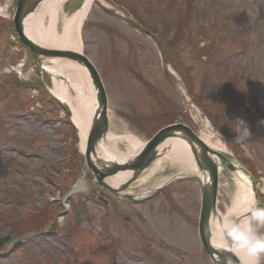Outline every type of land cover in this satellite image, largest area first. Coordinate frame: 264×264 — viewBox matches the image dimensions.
Segmentation results:
<instances>
[{"label":"rangeland","instance_id":"rangeland-1","mask_svg":"<svg viewBox=\"0 0 264 264\" xmlns=\"http://www.w3.org/2000/svg\"><path fill=\"white\" fill-rule=\"evenodd\" d=\"M81 1L63 3L57 34ZM0 5L7 10L0 13V236H26L33 259L11 251L0 264H212L197 236L195 184L177 183L139 205L96 186L79 146L70 142L72 129L61 123L68 116L49 92L52 76L38 72L11 34L14 3ZM263 9L264 0H94L79 35L105 88L108 134L144 143L170 122L186 124L250 172L259 213H264ZM47 21L44 15V28ZM68 89L75 97L71 84ZM243 127L249 136L241 140ZM102 147L129 150L126 141L106 137ZM178 164L184 165L179 158L160 161L151 178L140 177L131 192L152 187L159 176L172 177L182 168ZM50 180L57 183L50 186ZM238 182L221 173L220 215L232 206ZM56 186L62 193L53 192ZM51 199L61 209L54 220ZM24 203L22 219L41 215V223L16 222ZM253 223L264 233V216Z\"/></svg>","mask_w":264,"mask_h":264},{"label":"bare ground","instance_id":"bare-ground-1","mask_svg":"<svg viewBox=\"0 0 264 264\" xmlns=\"http://www.w3.org/2000/svg\"><path fill=\"white\" fill-rule=\"evenodd\" d=\"M53 1L55 2L53 3ZM64 1L65 0H45L43 3L41 2L42 4L39 3L37 9L33 13L29 14L24 20V30L28 36L36 39L38 42L42 43L46 47L62 46L69 48L71 47L73 50H80V23L86 16L93 0H84L81 8L76 10L71 16H65L64 21H62L61 24L62 32L61 34H57L56 26L59 18L58 12ZM44 15H46L48 19V25L46 28L42 26ZM56 63V65L51 64L48 66H44V69H46L47 72H49L50 74L55 75H64V72L71 71L75 74L76 77L74 78L76 79L75 88L78 93L75 95V97L71 96L69 91L66 90L68 89L69 85L62 81H54L51 92L55 97L60 98L68 105L71 112V120L76 125L79 131L80 147L83 148L84 139L86 136V122H88V120L90 119L92 106L94 105L93 91L87 80L86 73L82 68H80L76 64L69 62ZM64 77L70 79L66 75H64ZM119 140H125L127 142L128 146L130 147V151L128 152L134 153L141 146L138 141L130 137L120 138ZM167 145L169 146V150L165 154L164 158H162L161 160L165 159L166 157H169L172 160H174V158H181L184 165L178 164V166L182 167L183 171L188 172V169L194 168L192 158L189 152L186 150L187 147L183 142L178 139H172L167 143ZM210 148L213 150H218L215 146L210 145ZM103 154L104 156L110 155L107 150H105V153ZM123 154L124 153H117V155H119V158ZM157 165L158 162L154 164V166ZM123 175L124 174H120L115 178L108 179V182L110 184L112 183L113 185H115L123 178ZM233 175H235L237 180H241L239 182L243 183L238 186L236 193L232 198V206H230L229 211L226 212V214H228L230 211H234L238 215L245 212L247 210L248 205H251L254 200L252 198L249 185L247 183V177L244 176L243 173L239 170L234 172ZM243 185L244 187H242ZM234 216H232V218ZM224 218L225 217L222 216L221 218L213 217L212 219H210V238L215 246L221 245L222 242V239L220 238L221 233L218 231V227L224 221ZM242 218L243 217L240 216L239 220ZM238 258L241 262L239 256ZM245 259L249 258L245 257Z\"/></svg>","mask_w":264,"mask_h":264},{"label":"water","instance_id":"water-1","mask_svg":"<svg viewBox=\"0 0 264 264\" xmlns=\"http://www.w3.org/2000/svg\"><path fill=\"white\" fill-rule=\"evenodd\" d=\"M17 4V9L15 12L13 24L14 28L19 36V39L22 43H24L32 52V54L36 57L38 64H40L45 58L48 57H64L75 60L84 66L87 67L90 78L92 80L93 85L97 88V101H98V109L95 111V118L99 114V118L95 119L90 135L88 137L87 148L85 152L86 161L88 167L94 172L98 173V179L104 178L110 174L115 173L117 170H124V169H132L135 172L142 169V167L147 166L152 159L155 157L154 147L160 142L163 138L172 135V130L175 129H182L180 126H172L160 131L145 147L143 152L130 160L127 163L121 164H101L97 160V164L100 168H96L93 163L90 161L89 153L92 152L94 154V145L96 141L104 134L106 130V119H105V99L102 87L100 85L98 76L96 72L89 64V62L79 53L66 51V50H52L41 47L29 37H27L23 32V20L25 16L29 13L34 11L37 4L40 0H15ZM190 137V138H189ZM188 143L191 148L193 145L191 142H194L200 148H203V145L192 135L189 134ZM202 151H206V149H202ZM194 158L196 161V166L198 170L202 171L203 168L207 171L208 179L205 184H202L195 176L192 175H185V178L192 179L198 182L200 186V191L202 193V204L200 210V218H199V235L200 240L204 244L205 251L211 258L214 264H228V261H231V264H240L234 253L230 250L221 248V247H214L210 243V232H209V225L208 221L210 218V214H215V207H214V199H215V189H216V164L209 160L206 155H197L194 152ZM221 165L226 166L229 169H233V166L229 164L226 160L221 158ZM104 185V184H103ZM105 186V185H104ZM125 186V185H124Z\"/></svg>","mask_w":264,"mask_h":264},{"label":"clouds","instance_id":"clouds-1","mask_svg":"<svg viewBox=\"0 0 264 264\" xmlns=\"http://www.w3.org/2000/svg\"><path fill=\"white\" fill-rule=\"evenodd\" d=\"M248 136L249 132L244 128V132L237 138L243 140ZM234 215L237 213L230 211L218 227V231L226 237L222 240V246H227L239 256L241 264H260V259L264 256V233L258 232L253 222L260 221L264 213L255 212L251 218H242L238 222L231 219ZM228 264H231L230 260Z\"/></svg>","mask_w":264,"mask_h":264}]
</instances>
